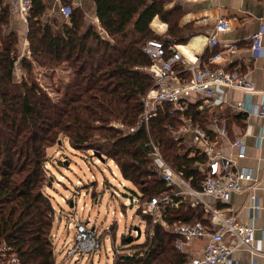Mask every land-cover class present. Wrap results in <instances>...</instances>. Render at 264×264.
Segmentation results:
<instances>
[{"label":"trees","instance_id":"1","mask_svg":"<svg viewBox=\"0 0 264 264\" xmlns=\"http://www.w3.org/2000/svg\"><path fill=\"white\" fill-rule=\"evenodd\" d=\"M94 1L107 37L86 24L79 9H73L69 19L57 21L61 27L55 29L50 21H43L44 2L33 1L28 35L32 58L22 60L21 83L15 75L17 36L2 34L9 13L6 8L0 13V252L16 257L18 264L56 262L51 241L54 209L44 193V164L46 148L60 133L75 149L92 148L96 156L102 154V161L121 162L124 178L140 190L143 200L172 192L152 170L146 127L136 132L131 127L143 114V97L155 79L148 70L152 59L143 46L150 38L163 40L167 49L171 42L185 41L179 26L182 11L176 5L165 8L166 0ZM157 15L168 23V37L152 30ZM47 60L73 64L71 78L56 102L32 75L33 64ZM199 104L192 102L185 111L173 113L168 112L169 105H161L150 121L164 157L195 188L201 187L203 179L196 163L205 162L206 155L187 142L180 127L183 117H191L194 125L204 126L215 138ZM229 115L241 116L226 113L225 117ZM144 216L149 228L146 240L137 243L128 240L131 236L124 237L131 253L116 254L114 264H186L189 255L176 248L177 235L171 227L177 221L206 222L203 205L181 202L168 207L163 222Z\"/></svg>","mask_w":264,"mask_h":264},{"label":"built area","instance_id":"2","mask_svg":"<svg viewBox=\"0 0 264 264\" xmlns=\"http://www.w3.org/2000/svg\"><path fill=\"white\" fill-rule=\"evenodd\" d=\"M33 1L8 0L7 4L12 15L26 18L33 8ZM63 1L61 13L63 17L69 19L73 13V5L71 0ZM231 27L232 24L229 18L219 17L209 37V44L218 46L220 43L219 35L230 30ZM263 37L264 25H261L258 31L251 35L250 48L252 56L255 58L264 54ZM168 49L164 41L159 38H150L143 46L144 52L152 59V64L148 70L153 73L155 79L143 97V114L138 123L131 127V130L136 132L142 126L146 127L148 132L146 145L151 148L149 154L152 159V170L163 178L166 184L172 188V192L153 196L145 201L142 206L139 203L141 197L139 193L140 195L138 197L134 196L132 200V208L136 213L139 212L141 216L148 215L150 212L157 213L158 217L153 218L152 221L163 222L164 211L168 207L179 205L187 197L190 198L192 206L203 205L208 213L206 222L204 220L195 222L177 221L171 227L172 232L177 235L175 245L180 252H184L186 246L190 245L193 240L205 239L200 254L190 257L186 264H234L233 254L238 248H246L252 253L264 255V249L255 246L256 230L253 224L240 221L235 214L223 212L221 208L213 206L207 200L208 197H211L215 200L229 202L234 192H240L246 188L244 181L253 180L252 173L239 168L233 158L217 152L211 145V135L204 126L194 125L191 117H183L184 123L180 127V131H192L194 141L200 151L208 157L207 166L203 171L201 187L195 188L184 177L183 173L177 171L164 157L150 130V121L157 115L158 108L161 105H169L168 112L173 113L185 111L192 102L201 100L199 108L207 110L212 118L209 119V129L216 131L218 135L226 136L228 132L226 122L219 120L217 114L213 111L218 106L227 105L225 94L220 88H236L252 93L256 91V84L249 72L230 70L217 65V61L223 57L225 49L230 51L237 49V44L233 42L224 44L222 49L212 53L207 62H201L198 58L187 62L180 50L171 47L169 52ZM180 66L181 68H179ZM185 72H190V79L180 77V74L182 75ZM230 107L234 111H245L247 109L243 102L230 104ZM235 145L239 146L238 157L244 158L246 152L242 139H237ZM111 161L115 164L116 169L111 168V165H109V168L112 177L116 179L119 174L123 175V165L121 162ZM123 183V181H119L118 185L123 186ZM102 185L105 187L104 182ZM124 186L122 187L123 190ZM250 186L256 187V184L251 183ZM105 188L110 190L112 196L118 197L122 194L113 185ZM252 197L254 200L256 199V196ZM139 219L141 222L142 219L147 220L145 217ZM132 231L131 235L136 233V236L143 233L149 234L148 224H145V228L133 224ZM75 233L73 254L88 253L98 246L99 249L101 248V232L98 236L95 227L79 223L76 225ZM11 261L15 264L19 263L16 257H12Z\"/></svg>","mask_w":264,"mask_h":264},{"label":"crops","instance_id":"3","mask_svg":"<svg viewBox=\"0 0 264 264\" xmlns=\"http://www.w3.org/2000/svg\"><path fill=\"white\" fill-rule=\"evenodd\" d=\"M42 1L45 5L43 21H50L55 29L60 28L61 25L56 24V22L66 19L61 13V6L64 1ZM0 3L1 10L6 8L9 13V23L2 26V34L6 35V33L13 32L17 36L18 57L15 70L22 71L23 58H32L28 37L30 14L26 18L12 15L8 8V0H0ZM71 3L73 9H79L83 14L86 24H92L94 28L101 31L102 36H108V33L100 24L97 5L94 0H71ZM175 5L182 11L179 26L184 30L185 41L171 42L169 50L171 47L180 50L187 62L194 61L197 58L201 62H207L212 53L222 49L224 44L233 42L237 44V49L235 51L223 49V57L217 61V65L230 70L249 72L256 84V91L252 93L236 88H220L225 94L227 105L218 106L213 111L217 114L219 120L226 122L228 132L226 136H221L214 131L215 138L210 139L211 145L217 152L233 158L239 168L250 171L253 180L244 181L246 188L240 192H234L229 202L215 200L211 197H208L207 200L213 206L221 208L223 212L235 214L240 221L253 224L256 230L255 246L264 249V54L255 58L252 56L250 48L251 35L258 31L261 25H264V0L165 1V8H172ZM221 16L229 18L232 27L219 35L220 43L218 46H212L209 44V37L214 30L217 19ZM150 26L155 34L168 37L169 25L158 15L154 17ZM188 73L190 72L180 74V77H185ZM198 101L201 103V100ZM239 102L245 104L247 108L245 111H234L230 107V104H238ZM203 111L207 113V110ZM226 113L241 116L238 118L230 115L225 117ZM208 117L212 119L210 114H208ZM180 132L186 136L187 142L193 143L199 148L194 141L192 131ZM239 138L242 139L245 145L246 155L244 158L238 157L239 146L235 145V141ZM200 153L203 152L200 151ZM207 161L208 157L206 155L205 162L196 163L202 174L207 166ZM109 165H111V168L116 169L115 164ZM251 183L256 184V187H251ZM252 196H256V199L254 200ZM183 202L192 206L189 197ZM205 213L208 215L206 211ZM142 222H144L145 228L148 221L142 219ZM164 225L167 227L165 222ZM147 236V233H143L133 237V240L139 239L137 243H141L146 240ZM204 242L205 239H195L190 245L186 246L184 252L189 255V259L200 254ZM124 246L128 247L129 245ZM124 246L121 245V247ZM233 262L234 264H264V255L252 253L246 248H238L234 251Z\"/></svg>","mask_w":264,"mask_h":264},{"label":"rangeland","instance_id":"4","mask_svg":"<svg viewBox=\"0 0 264 264\" xmlns=\"http://www.w3.org/2000/svg\"><path fill=\"white\" fill-rule=\"evenodd\" d=\"M33 65L32 75L35 80L51 101H59L71 78L73 64L67 61L53 64L47 60L40 64L35 62ZM23 74V69L15 70L18 83H21ZM25 74H28V69ZM45 158L44 193L51 200L54 209L51 241L56 255L55 264H114L116 254L131 253L128 250L130 248L124 246V237H136V233L131 235L133 224L144 228V222L139 218L145 216L136 213L131 207L132 200L129 195H124V192L128 193L125 186L141 192L131 182L126 181L124 175L119 174L116 179L112 177L109 164L114 159L102 161L92 148H73L64 133L55 137L54 142L46 148ZM119 181L124 182L125 191L123 186L118 185ZM103 182L105 187L113 185L122 194L118 197L112 196L110 190L102 185ZM144 202L140 197V206ZM148 215L152 216V220L158 217L157 213L150 212ZM79 223L95 227L98 236L102 232L100 249L98 246L88 253H72L76 225ZM11 258L12 255L0 252V264H13Z\"/></svg>","mask_w":264,"mask_h":264},{"label":"water","instance_id":"5","mask_svg":"<svg viewBox=\"0 0 264 264\" xmlns=\"http://www.w3.org/2000/svg\"><path fill=\"white\" fill-rule=\"evenodd\" d=\"M99 157H102V154L101 153H98ZM126 189L128 190V193L127 192H124V195L125 196H128L130 197L131 200H133L134 196L138 197L140 194L138 193L137 190H135L134 188H129V187H126ZM129 241H132L133 240V237H130L128 239Z\"/></svg>","mask_w":264,"mask_h":264}]
</instances>
